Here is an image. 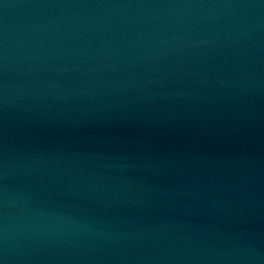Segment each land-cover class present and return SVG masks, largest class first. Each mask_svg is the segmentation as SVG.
<instances>
[{"label":"water","instance_id":"water-1","mask_svg":"<svg viewBox=\"0 0 264 264\" xmlns=\"http://www.w3.org/2000/svg\"><path fill=\"white\" fill-rule=\"evenodd\" d=\"M0 264H264V0H0Z\"/></svg>","mask_w":264,"mask_h":264}]
</instances>
